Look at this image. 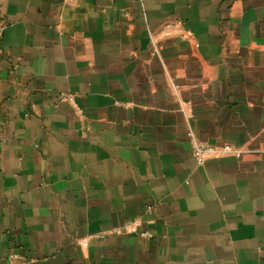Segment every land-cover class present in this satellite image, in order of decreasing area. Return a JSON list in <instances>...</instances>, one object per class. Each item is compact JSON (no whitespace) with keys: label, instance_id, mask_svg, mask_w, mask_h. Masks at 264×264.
<instances>
[{"label":"crops","instance_id":"1","mask_svg":"<svg viewBox=\"0 0 264 264\" xmlns=\"http://www.w3.org/2000/svg\"><path fill=\"white\" fill-rule=\"evenodd\" d=\"M0 26V264H264V0H0Z\"/></svg>","mask_w":264,"mask_h":264},{"label":"built area","instance_id":"2","mask_svg":"<svg viewBox=\"0 0 264 264\" xmlns=\"http://www.w3.org/2000/svg\"><path fill=\"white\" fill-rule=\"evenodd\" d=\"M3 29V26H0V32ZM65 99L72 100V95H65ZM233 152V148L230 144H223L220 146L194 141L192 144L191 154L196 159L197 162L201 163L203 160H205L209 156H215V155H224L229 154ZM130 232H137L136 224H132L129 229ZM140 235L145 237H150L151 233L149 231H142L138 232Z\"/></svg>","mask_w":264,"mask_h":264}]
</instances>
